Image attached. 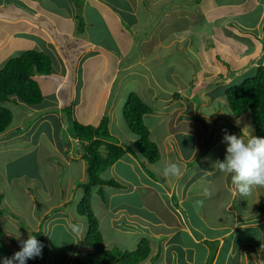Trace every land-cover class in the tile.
I'll return each instance as SVG.
<instances>
[{
	"label": "crops",
	"instance_id": "0c3cea01",
	"mask_svg": "<svg viewBox=\"0 0 264 264\" xmlns=\"http://www.w3.org/2000/svg\"><path fill=\"white\" fill-rule=\"evenodd\" d=\"M30 1L33 4L35 1L37 3V0ZM138 1L140 2L133 0L132 5L139 8L140 6L134 3ZM160 1L155 0L152 3ZM193 1L179 0L178 5L168 8L172 11H162L158 16V22H160L159 27L160 25L167 27L164 36L160 37L156 34L157 42L152 44H150V35L143 37L149 39L141 41L140 55L134 63L126 65L121 70L123 74L120 81L112 96L108 97L113 102V105L108 104H111L112 110L100 111L101 118L104 112L109 114L108 128L117 138L118 144L133 146L137 136L128 131L122 112L119 118V110H113L116 104L125 100L128 87L123 84L125 78L128 85L129 82H136L137 93L153 107V112L165 108L169 110L165 118L158 117L156 127L160 126V131L157 136L150 137L157 145L160 158L158 160L161 161L158 164L157 161L146 162L135 150L134 153H125L108 168L106 179L113 178L120 186L110 190L108 194L104 192L106 201L99 198L102 202L101 209L106 214H110L114 231H118L121 226V231L126 235H135L136 232L146 235L151 251L141 264H264V211L258 209L260 200L264 199V194L260 195L259 191L263 187L254 188L250 197L242 198L231 184L230 175H225L214 167L215 162L222 161L226 154V144L223 142L225 131L228 134L241 135L245 139L248 136L240 125L232 122L230 110L226 112L227 122L221 121L216 115L224 111H220L221 109L214 106V103L220 101V106H225V90L229 87L226 84L243 72H252V66L256 68L259 64L264 65V43L259 41V38H262L260 27L264 20V8L258 13L257 21L253 18L256 17L255 12L259 4L264 0H201V5L198 4L199 0H195L194 6L191 4ZM182 3L186 4V8L181 7ZM188 3L192 6L187 5ZM165 8L163 6L162 10H167ZM171 12H173L172 20L166 19L161 22L162 15L166 17ZM4 15L0 12V20H4ZM237 15H247L248 24L243 23L246 19H242L241 23L235 25L230 18ZM199 17H204L211 25L216 20H224L227 28L218 32L211 30L207 33L208 38L211 39L208 48L210 52L207 48L200 47L196 53L198 60L208 68L202 70V73L194 67L192 69L194 74L190 71L194 80L190 81L179 76L181 68L187 70L180 64L186 61L185 57L187 58L184 52L187 44L185 45L183 35L188 31L185 29L190 26L188 27L189 24L175 26V22L177 19H189L194 22ZM12 18L16 21H24L29 28H36L43 34H49L48 29L39 22L35 14L31 17L23 15ZM232 29H242L247 35L260 31L258 36L256 35L254 42L256 45L246 46L236 38L237 35ZM50 43L54 44V41L50 40ZM94 43L87 41L88 45L94 46ZM155 48L156 50L158 48V54L153 53ZM172 52L177 56L179 52L184 55L179 64L178 61L173 60L175 55L172 56ZM218 52L226 57L225 64H216ZM245 58H250V61L245 62ZM156 60L163 66V74L160 76L150 71V63L155 64ZM230 63L232 64L229 66ZM175 66H178L177 71ZM132 67L133 69L141 67L143 70H132ZM117 70L116 68L112 77L113 82L118 76ZM168 72L173 77L175 85H167ZM217 79H220L219 83L224 79L223 89L220 92L212 85ZM59 86L60 83L55 86V90H58ZM195 100L200 102L197 103ZM14 102L19 105L17 100ZM55 105L56 108L60 107L57 100H53L50 107ZM211 108L214 110L208 113L206 109ZM25 115L22 114L18 121L11 122L9 128L3 132L8 134L5 136H1L3 133L0 134V146L7 145L17 135L14 132L22 126ZM101 118L95 123L96 125ZM118 124L122 128L119 134L112 130V126L117 127ZM71 141H75L76 147L72 151H67L69 155L64 160L70 167L72 166L70 160L79 162V173L74 177L76 182H79L86 179V162L82 157L83 149L80 142L70 137V144ZM170 162L180 166L183 173L181 177L165 178L162 175L165 164ZM73 180L70 179L65 185L63 202L66 204L71 201V189L74 187L77 190L81 189ZM205 187L212 191L211 197L203 195ZM197 201H203L202 205H198ZM51 207H47L45 212L41 213L39 217L41 220ZM121 216L125 217V221L118 224ZM98 221L101 231L100 219ZM64 222L66 226L69 223ZM37 225L41 226V223L37 222ZM112 240H115L114 237Z\"/></svg>",
	"mask_w": 264,
	"mask_h": 264
},
{
	"label": "rangeland",
	"instance_id": "374dc122",
	"mask_svg": "<svg viewBox=\"0 0 264 264\" xmlns=\"http://www.w3.org/2000/svg\"><path fill=\"white\" fill-rule=\"evenodd\" d=\"M154 1L134 2L140 6L138 8L132 5L133 0H37L35 4L30 0H0V12L2 15L5 14L4 20H0V68L8 59L19 56L30 49L46 52L52 59V73L36 75V80L43 93L41 105L30 107L18 99H11L3 103L13 114L12 123L14 120L18 121L22 114H26L22 126L14 132L17 135L7 145L0 146V210H2L0 226L4 229V239L10 249L4 257H11L14 252L20 250V244L15 238L17 231L20 233L21 239L25 240L34 231L40 230L43 233L47 251L42 259L35 264H80L83 254L88 251L81 246L87 228L86 220L77 213V205L82 196L81 189L72 188L70 203L63 202L65 185L70 179H74L73 181L78 183L74 177L78 175L80 166L79 162L70 160L69 163L72 165L70 167L64 160L69 155L67 151H72L76 147L75 141L69 143L68 120L73 119L84 124L96 125L95 123L101 118V110H112L110 106L113 105V102L108 97L112 96L118 81H120L123 74L121 70L126 65L134 63L140 55L142 40L150 38V44H152L157 42L156 34L160 37L164 36L167 27H162V25L159 27L158 16L162 11H172L168 8L178 5L179 0L171 2L161 0L158 3H152ZM191 4L194 6L195 0ZM191 4L187 5L192 6ZM198 4H202L201 0ZM163 6L167 10H162ZM181 7L186 8V4L182 3ZM263 8L264 2L259 4L255 12L256 17H253L254 21L258 20V13ZM173 12L167 14L166 17L162 15L161 22L166 19L171 21ZM34 14L39 18V22L48 29L51 37L36 28H29L24 21H16L12 18L23 15L31 17ZM148 17L150 18L148 19ZM230 19L235 25L241 23L242 19H246L243 23L248 24L249 22L247 15H237ZM80 20L83 21L82 30L78 29ZM192 21L177 19L175 22V26L189 24L188 27H191L185 29L188 31L183 35L185 45L187 44V49H184L187 58L185 57L186 61L180 64L184 65L187 70L181 68V72H179V76L190 81L194 80L190 75V71L194 74V70H192L194 67L201 72L208 68L206 64L198 60L199 57L196 53L200 47L207 48V51L210 52L208 48L211 39L208 38L207 33L211 30L218 32L227 28L224 20H216L213 25L208 24L204 17ZM132 23L134 25H131ZM260 29L262 38H259V41L264 43V20L261 22ZM232 32L237 35L238 40L246 46L252 47L256 45L254 42L260 31L249 35L242 29H232ZM145 35H150V37L143 39ZM50 40H53L54 44L50 43ZM87 41L90 43L94 41V46L88 45ZM153 53L158 54V48L157 50L155 48ZM180 53H177L178 56L174 52L171 53L172 56L175 55L173 60L178 61V64L184 58V55ZM168 60L170 59L168 58ZM217 60L216 64H225L227 61L220 52H218ZM244 61H250V58H245ZM230 62L232 61L230 60ZM150 65L152 73L159 76L163 74V66L160 62L156 60L155 64L150 63ZM140 66L143 67V65ZM141 67L136 69L143 70ZM116 68L118 76L113 82L112 77ZM175 68L177 71L178 66ZM136 69L132 67V70ZM252 70H255L253 66ZM253 71L241 73L238 77L232 78L226 86L239 84L252 77ZM138 73V77H140V72ZM166 74L169 75V72ZM209 75L211 76V72ZM223 80L219 83L220 79H217L212 83L218 92L223 89ZM126 81L127 78L123 82L128 86H125L127 93L124 97L130 91L137 93L136 82H129L128 85ZM181 82L183 83L184 80L182 79ZM59 83L58 90H55V86ZM167 85H175L173 77L170 75ZM14 100H17L19 105ZM53 100H57L59 108H56V105L50 107ZM224 101L226 102L225 106H220V101L214 103V106L225 113L220 112L216 116L221 121L227 122L226 112L230 110L229 115L234 119H231L232 122L240 125L242 131L247 135L250 133L254 136L249 112L235 118L226 97ZM195 102L199 103L200 100H195ZM109 103L111 104L108 105ZM123 103L124 101L121 100L113 109L119 110V118ZM213 110L214 108L206 109L208 113ZM168 111L165 108L144 115V122L150 130V137L157 136L160 131V126L156 127L158 117L165 118ZM105 116L108 117L109 114H105ZM112 130L119 134L122 130L121 125L112 126ZM6 134L8 133H3L1 136ZM145 161L147 162V159ZM160 161L157 160L156 164ZM146 164L148 165V163ZM101 177L103 179L108 177V169L101 173ZM115 189L117 188L104 186L102 191L108 194L110 190ZM259 191L261 192L259 194L263 195L264 187ZM99 198L97 192H93L91 204L95 215L100 219L101 233L106 246L122 250L135 249L140 239L146 235L138 232L135 235H126L121 231V226L118 231H114L111 226L113 220L110 214H106L101 209L102 202ZM49 206L52 207L43 216L45 221L43 218L41 220L39 218L41 213L45 212ZM64 221L76 222L81 225L83 227L82 234H73ZM124 221L125 217L121 216L118 224ZM37 222L41 223V226H38ZM4 257H0V264ZM78 259L79 261L76 262Z\"/></svg>",
	"mask_w": 264,
	"mask_h": 264
},
{
	"label": "trees",
	"instance_id": "16d2710c",
	"mask_svg": "<svg viewBox=\"0 0 264 264\" xmlns=\"http://www.w3.org/2000/svg\"><path fill=\"white\" fill-rule=\"evenodd\" d=\"M80 20L78 29L82 30ZM52 59L43 51L26 50L19 56L12 57L0 68V134L5 132L12 122V112L3 103L18 99L21 103L37 107L43 103V93L36 80V75H50ZM225 97L234 117L239 118L249 112L254 134L264 137V65L255 68L254 75L239 84L231 85L225 90ZM151 107L138 93L128 92L125 97L122 115L127 127L137 136L133 146H123L109 131L107 116H103L98 125L84 124L69 119V135L82 145L83 159L86 162V179L79 181L82 196L77 205V213L86 220V232L81 241L82 248L88 251L83 254L80 264H141L150 255V243L142 237L133 250H122L105 245L99 229V221L92 209L93 192H97L102 200H107L102 189L104 186L119 187L113 178L103 179L105 172L125 153L137 151L148 162L154 163L159 159V150L150 139V130L144 122V115L152 113ZM1 200V198H0ZM258 209L264 211V199L258 204ZM2 210H0V216ZM4 229L0 226V257L7 255L10 250L5 239ZM32 235L43 244L42 255L27 261V264L39 262L45 254L46 245L43 233L38 230ZM79 261L76 260V262Z\"/></svg>",
	"mask_w": 264,
	"mask_h": 264
},
{
	"label": "clouds",
	"instance_id": "9594fccd",
	"mask_svg": "<svg viewBox=\"0 0 264 264\" xmlns=\"http://www.w3.org/2000/svg\"><path fill=\"white\" fill-rule=\"evenodd\" d=\"M223 142L226 144V154L222 161L215 162L214 167L221 173L230 175L231 184L235 191L242 197L248 198L256 187H264V137L252 136L248 133L243 136L228 134L225 131ZM162 175L167 177H181V168L174 162L166 163ZM205 197L213 195L207 187L203 189ZM203 201H197L202 205ZM67 228L73 234L81 235L83 227L77 223L69 222ZM15 238L20 244V250L11 257H4L2 264H27V261L42 255L43 244L36 236L28 235L27 239H21L17 231Z\"/></svg>",
	"mask_w": 264,
	"mask_h": 264
},
{
	"label": "bare ground",
	"instance_id": "6f19581e",
	"mask_svg": "<svg viewBox=\"0 0 264 264\" xmlns=\"http://www.w3.org/2000/svg\"><path fill=\"white\" fill-rule=\"evenodd\" d=\"M65 114V113H64Z\"/></svg>",
	"mask_w": 264,
	"mask_h": 264
}]
</instances>
